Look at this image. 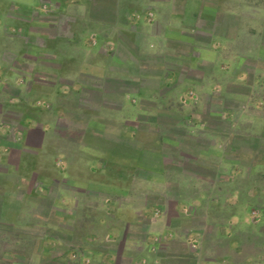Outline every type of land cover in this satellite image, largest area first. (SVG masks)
<instances>
[{"label":"crops","instance_id":"1","mask_svg":"<svg viewBox=\"0 0 264 264\" xmlns=\"http://www.w3.org/2000/svg\"><path fill=\"white\" fill-rule=\"evenodd\" d=\"M233 102L257 113L233 136L263 149L264 0H0V264H264V205L212 229L203 195L156 193L182 147L156 123L138 139L196 104L246 118ZM260 157L224 174L264 175Z\"/></svg>","mask_w":264,"mask_h":264},{"label":"rangeland","instance_id":"2","mask_svg":"<svg viewBox=\"0 0 264 264\" xmlns=\"http://www.w3.org/2000/svg\"><path fill=\"white\" fill-rule=\"evenodd\" d=\"M231 105L233 109H237L236 111L245 110L243 116L247 115V117L240 120L238 118H230L229 121L217 119L203 120V105L196 104L194 107L188 106L186 108L188 113L192 110L197 111L195 112L198 117H195L193 120H178L175 117H164L158 123L151 120L141 121L140 126H138L139 129L142 128L148 133L147 136L138 137L146 145H155L158 136L154 135L152 130L155 129V125L160 124L161 140L163 139L164 143L175 142L179 147H182L180 151H171L169 149L162 152L163 159L167 162V168L170 167L169 169H171V173H168L166 176L173 181L176 180L177 183L159 185L157 186L156 193H165L164 190L167 189L168 192H172V195L176 194V197L179 196L186 200L203 195L204 199L200 201L198 209L205 212V223L212 229L224 222V213L234 212L237 209L241 210L251 205H264V196L262 195L264 193V175H240L239 173L236 174L235 169L228 167L226 175L224 174V165L221 162L222 157L227 161L232 160L246 164L251 159L252 162L256 161V159L259 161L262 158L260 156H264V148L258 150L248 138V142L246 143L244 139H236L232 134L235 127L246 128L250 132V129H252L251 125L256 123L255 120L251 121V118L257 116V113L253 112L250 105L246 106L235 102L231 103ZM180 112L185 113V111ZM164 116L166 115L164 114ZM232 117L235 116L232 115ZM154 123L156 124L154 125ZM230 143L239 147L236 152H223L222 149L218 151V148L213 152L208 151L213 145L219 144L225 148L224 144L228 146ZM248 149L250 150L248 151ZM236 175H240V177L234 180L237 177ZM224 178H226L227 183L224 182ZM251 191L258 193V195L255 198H251L247 195ZM231 192L239 194L238 200L233 205L221 199ZM176 197L172 201L163 203V211L169 216H173V202ZM132 201L134 204L138 203L137 199H133ZM184 208L186 206H183L181 209ZM255 220L257 219H250L249 222L252 223ZM254 225H257V228L254 227V229H257L264 235V224L257 222ZM237 236L244 241L248 240V233L240 232V234L237 233ZM263 238L264 236L258 239L261 240Z\"/></svg>","mask_w":264,"mask_h":264}]
</instances>
